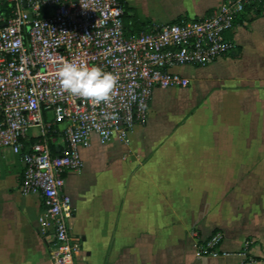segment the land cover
<instances>
[{"label":"crops","instance_id":"obj_1","mask_svg":"<svg viewBox=\"0 0 264 264\" xmlns=\"http://www.w3.org/2000/svg\"><path fill=\"white\" fill-rule=\"evenodd\" d=\"M223 1L124 0L143 26L198 20ZM227 38L228 56L172 69L190 81L182 103L154 109L165 91L156 90L146 125L124 141L93 135L80 149L84 167L63 189L80 263L244 264L250 241L247 255L264 264V9L240 17ZM63 128L51 137L56 153ZM38 136L32 129L25 144ZM22 173L21 157L0 150V264H51L45 205L22 195ZM215 231L219 250L197 257V241Z\"/></svg>","mask_w":264,"mask_h":264},{"label":"built area","instance_id":"obj_2","mask_svg":"<svg viewBox=\"0 0 264 264\" xmlns=\"http://www.w3.org/2000/svg\"><path fill=\"white\" fill-rule=\"evenodd\" d=\"M124 0H0V150L23 163L20 191L41 196L45 211L40 230L51 236V264L80 263V246L71 235L73 201L64 193L65 178L81 172L80 149L96 135L102 144L126 140L147 124L156 90L187 88L190 81L172 71L205 68L235 48L227 38L248 11L264 9V0H224L208 16L153 25L129 36ZM98 66L117 77L111 105H93L60 94L56 73L65 62ZM64 126V146L52 154L51 137ZM32 129L38 141L25 150ZM224 234L198 240L196 256L217 252ZM245 263L258 264L248 256Z\"/></svg>","mask_w":264,"mask_h":264},{"label":"clouds","instance_id":"obj_3","mask_svg":"<svg viewBox=\"0 0 264 264\" xmlns=\"http://www.w3.org/2000/svg\"><path fill=\"white\" fill-rule=\"evenodd\" d=\"M59 93L89 101L93 105H111L116 95L117 77L98 66L88 67L65 62L56 73Z\"/></svg>","mask_w":264,"mask_h":264},{"label":"trees","instance_id":"obj_4","mask_svg":"<svg viewBox=\"0 0 264 264\" xmlns=\"http://www.w3.org/2000/svg\"><path fill=\"white\" fill-rule=\"evenodd\" d=\"M123 9H124V17H123L124 26L129 36L138 35L140 33L146 32L149 28H151L150 25L148 26L139 25L135 13L133 12V10L127 8L125 4L123 6ZM135 29H138V31L137 30L135 31ZM37 141L38 139H32L29 143L25 144V150H28L32 145L37 143ZM52 154L53 155L57 154L53 148H52Z\"/></svg>","mask_w":264,"mask_h":264},{"label":"rangeland","instance_id":"obj_5","mask_svg":"<svg viewBox=\"0 0 264 264\" xmlns=\"http://www.w3.org/2000/svg\"><path fill=\"white\" fill-rule=\"evenodd\" d=\"M183 77V76H182ZM185 78V77H184ZM191 86H189L186 89L182 88H171L168 90H165L164 93L162 94V97L157 95V93L154 95V101L153 102V107L156 109L158 105H161L162 103H168L171 105H179L182 103L184 100V94L183 91L189 89ZM186 99V98H185Z\"/></svg>","mask_w":264,"mask_h":264}]
</instances>
